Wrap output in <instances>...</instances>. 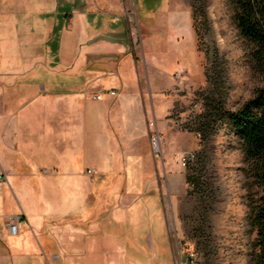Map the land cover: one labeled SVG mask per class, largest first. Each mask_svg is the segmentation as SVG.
<instances>
[{
  "label": "crops",
  "instance_id": "obj_1",
  "mask_svg": "<svg viewBox=\"0 0 264 264\" xmlns=\"http://www.w3.org/2000/svg\"><path fill=\"white\" fill-rule=\"evenodd\" d=\"M193 41L166 0H0V264H138L127 239L164 224Z\"/></svg>",
  "mask_w": 264,
  "mask_h": 264
},
{
  "label": "rangeland",
  "instance_id": "obj_2",
  "mask_svg": "<svg viewBox=\"0 0 264 264\" xmlns=\"http://www.w3.org/2000/svg\"><path fill=\"white\" fill-rule=\"evenodd\" d=\"M166 5L181 17L190 13L197 56L172 74L176 85L168 93L176 102L170 118L178 150L167 178L170 188L162 191L164 224L153 214L128 244L138 264H253L257 234L249 222L252 192L241 143L225 124L203 142L194 130L206 97L238 109L264 88V69L229 0H166ZM190 155L196 157L191 170L184 165ZM188 175L200 179L199 190L188 183Z\"/></svg>",
  "mask_w": 264,
  "mask_h": 264
},
{
  "label": "trees",
  "instance_id": "obj_3",
  "mask_svg": "<svg viewBox=\"0 0 264 264\" xmlns=\"http://www.w3.org/2000/svg\"><path fill=\"white\" fill-rule=\"evenodd\" d=\"M241 34L255 49V59L264 69V0H229ZM195 132L206 141L220 124L228 125L239 140L244 154V174L250 182L249 222L257 234L252 253L253 264H264V88L238 109H229L223 100L206 97ZM195 162L187 164L189 170ZM188 183L199 190L201 181L188 175ZM254 192V193H253Z\"/></svg>",
  "mask_w": 264,
  "mask_h": 264
},
{
  "label": "built area",
  "instance_id": "obj_4",
  "mask_svg": "<svg viewBox=\"0 0 264 264\" xmlns=\"http://www.w3.org/2000/svg\"><path fill=\"white\" fill-rule=\"evenodd\" d=\"M111 96H116V92L115 91H110L109 92ZM105 93L102 91L100 93H97L95 96V99L97 100H102L104 97ZM154 126V124H152ZM165 142V136L163 133L160 132H155L153 137H152V148H153V152L155 157L159 158L160 155L162 154V149H163V143ZM196 157L195 155H190L189 157L184 159V165L187 166V164L195 162ZM89 173L91 175L95 174V170L94 169H90ZM0 181H8L7 177L5 174L0 173ZM9 232L11 235L13 236H17L20 233L21 230V226H22V222H21V217H16V216H12L8 219L7 223H6Z\"/></svg>",
  "mask_w": 264,
  "mask_h": 264
}]
</instances>
